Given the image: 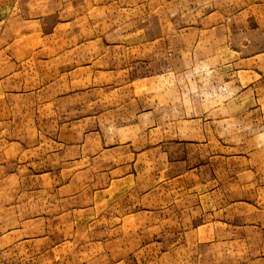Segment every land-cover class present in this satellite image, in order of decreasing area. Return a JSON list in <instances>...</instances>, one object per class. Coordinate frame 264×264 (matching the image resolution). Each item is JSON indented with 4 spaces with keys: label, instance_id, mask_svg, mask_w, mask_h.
I'll use <instances>...</instances> for the list:
<instances>
[{
    "label": "rangeland",
    "instance_id": "374dc122",
    "mask_svg": "<svg viewBox=\"0 0 264 264\" xmlns=\"http://www.w3.org/2000/svg\"><path fill=\"white\" fill-rule=\"evenodd\" d=\"M0 264H264V0H0Z\"/></svg>",
    "mask_w": 264,
    "mask_h": 264
},
{
    "label": "crops",
    "instance_id": "0c3cea01",
    "mask_svg": "<svg viewBox=\"0 0 264 264\" xmlns=\"http://www.w3.org/2000/svg\"><path fill=\"white\" fill-rule=\"evenodd\" d=\"M76 3H74L75 5H78V1H75Z\"/></svg>",
    "mask_w": 264,
    "mask_h": 264
}]
</instances>
